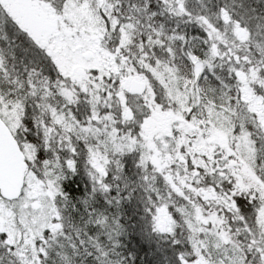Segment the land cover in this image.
<instances>
[{
	"label": "snow or ice",
	"instance_id": "1",
	"mask_svg": "<svg viewBox=\"0 0 264 264\" xmlns=\"http://www.w3.org/2000/svg\"><path fill=\"white\" fill-rule=\"evenodd\" d=\"M0 264H264V0H0Z\"/></svg>",
	"mask_w": 264,
	"mask_h": 264
}]
</instances>
